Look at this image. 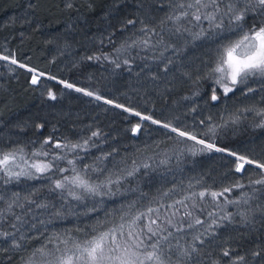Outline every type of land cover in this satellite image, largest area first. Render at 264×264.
Segmentation results:
<instances>
[{
  "label": "trees",
  "instance_id": "1",
  "mask_svg": "<svg viewBox=\"0 0 264 264\" xmlns=\"http://www.w3.org/2000/svg\"><path fill=\"white\" fill-rule=\"evenodd\" d=\"M39 1L16 0L6 4L5 11L0 8V52L46 73L33 85L30 69L0 57V86L9 82L20 87L8 94V108L0 98V158L12 153L11 171L33 173L31 178L10 179L0 170V209L5 210L0 231L13 232L21 245L13 248L11 238L0 237V264H26L39 244L52 236L85 229L91 239L108 227L115 214L131 210L133 217L160 205L165 207L159 208L158 216L146 215L142 221L143 225L157 217L163 221L176 212L174 221L184 222L180 232L168 226L173 235L163 247L171 264L178 259L183 264L177 241L181 246L190 244L196 235L204 243L196 242L200 250L187 264H232L237 257H243L237 264H264V211L259 210L264 209V186L250 184L260 178L261 170L246 164L244 171L236 172V159L227 153L193 155V146L199 149L200 145L162 127L170 123L264 163V127H257L264 123V116L258 115L264 109V79L251 78L225 95L211 71L218 49L228 44L225 39L233 32L217 36L207 21L190 28L185 20L177 25L168 16L178 14L180 0ZM261 22L264 14L250 12L243 29ZM201 28L206 35L194 39ZM61 80L95 95L65 88ZM214 88L216 101L211 100ZM96 95L103 99L97 100ZM136 112L161 124L141 120ZM137 124L141 127L134 134ZM57 143L81 147L56 148ZM54 156L62 159L53 160ZM34 159L54 168L37 173L30 167ZM130 171L133 175L128 176ZM77 173L110 193L83 194L77 200L67 191L75 190L73 185L55 188V180ZM237 183L243 187H233ZM225 188L231 191L223 192ZM200 192H205L203 199ZM211 192L223 195L213 199ZM242 197L250 198L247 205L227 203ZM176 201H184L187 209ZM168 208L180 210L168 212ZM248 209L255 211L246 223L237 213ZM185 211H191L192 217H185ZM227 213L233 214L231 222L223 221L219 228L213 225L212 234H205L209 225L204 224L213 219L220 222ZM16 216L22 217V226ZM196 218L203 223L195 225ZM183 233H187L184 238ZM169 243L174 254L167 252ZM225 249L230 251L228 257L223 256Z\"/></svg>",
  "mask_w": 264,
  "mask_h": 264
},
{
  "label": "snow or ice",
  "instance_id": "2",
  "mask_svg": "<svg viewBox=\"0 0 264 264\" xmlns=\"http://www.w3.org/2000/svg\"><path fill=\"white\" fill-rule=\"evenodd\" d=\"M178 14L168 16V19L175 22L177 25L181 23L183 20H188L190 24H194L195 26L200 25L202 22L207 21L209 25V30H213L217 36H220L222 33L228 31H241L243 29L242 22L245 20L246 16L250 12H256L259 14H264V0H180V3L177 5ZM190 18V19H189ZM227 20V24L225 23ZM133 21L129 20L128 24H132ZM188 31V29H184ZM176 31H181V28L178 26ZM206 35V30L201 28L199 32L193 34L194 39H199L202 36ZM135 41H133V45H135ZM145 46H147L148 41L145 40L142 42ZM4 59H8V57H4ZM92 59V57H89ZM12 63H16L15 60H12ZM128 61H125L127 64ZM120 65L117 64V67ZM21 67H24L21 65ZM213 75H216L215 83L223 88L224 94H228L232 92L238 85L245 84L251 78L260 77L264 79V22H261L259 25L254 24L247 31H244L241 36L235 41H230L226 45H222L220 49H218L217 62L215 67L211 70ZM40 75H43L41 73ZM50 79H55V77H50ZM39 77L33 76L31 83L33 85L38 84ZM61 84L64 85L65 88H75V85L72 83H68L66 81L61 80ZM77 92H84L82 88H75ZM248 92H253L254 90L251 88L247 89ZM88 96H93L94 93L91 91L85 92ZM48 96L51 99H55V95L52 91L48 92ZM95 98L97 100L103 99L102 96L96 95ZM219 97L216 95V89H213V94L211 96V100L216 101ZM107 104H112L113 101L105 100ZM116 107H123L122 105H116ZM125 111H131L130 109H125ZM136 116H139L141 120L151 121L153 124L160 125L161 121L154 120L152 116H141L139 112L135 113ZM258 115L264 116V109H262ZM203 123V121H201ZM39 127V126H38ZM140 124L135 125L132 128V132L135 134L140 130ZM162 127L165 129H170L172 132H175L179 137H184L188 140H192L195 144L200 145L199 149L193 146L192 153L193 155L199 153H211V152H220L227 153L229 156L235 157V171L242 172L245 170V165H255V167L260 171V178L251 180L250 184L252 185H261L264 186V163L249 159L246 156L237 155L236 152L230 151L224 147H218L217 144L209 139H198L196 135L181 130L180 128L173 127L170 123L162 124ZM257 127H264V123L257 125ZM213 129H209V132H212ZM93 136H96L97 133H93ZM45 144L48 143L46 140ZM88 141H85L84 144L87 145ZM56 148L68 147L69 150L76 149L81 147V145H61L57 143L55 145ZM43 155L47 156L48 153H43ZM62 159L60 156H54L53 160ZM15 156L12 153H7L0 158V170H2L10 179L15 178L19 179L20 176H28L31 178L33 173L28 170H21L19 172H13L10 170V162H14ZM69 163H73L69 161ZM31 168H34L37 173L44 174L49 170L54 168V164L52 163H33ZM89 166L85 165L87 169ZM61 173H63L64 169H59ZM75 168H73V172H75ZM128 176L133 175V172L130 171L127 173ZM119 181L117 180L116 183ZM113 181L109 180L108 184H112ZM71 184L75 188L81 189L82 194H76L75 192H69V195L73 197V199H82L83 194L87 195H108L110 193V189L108 192L104 191V185L102 184H92L89 180L82 177L79 173L69 178L68 176H64L62 179L55 180V188L56 189H65V187ZM235 188H242L243 185L237 183L233 185ZM255 191V189H253ZM231 188H225L223 192H229ZM19 195V194H15ZM167 195V193H165ZM196 195V194H193ZM199 197L203 199L205 197V192H200ZM210 195L213 199H215L218 195H223V193L211 192ZM249 197H242L238 200H229L228 204H240L243 203L247 205L249 203ZM16 201H13L12 204L8 205L7 210L11 211L13 204ZM175 203L182 204L185 209H187L188 205L184 201H176ZM23 207V205H19ZM37 207H45V205H37ZM160 207H165L164 205H160ZM167 207H172V205H168ZM193 207H198L195 203ZM159 209H153L149 207L147 209V213L151 214L154 212H158ZM264 211V209H259ZM3 209H0V217L4 214ZM252 209L240 211L237 213L240 215L243 222H250L249 215ZM177 215L176 212H173L171 217L166 216L163 221L159 220V217L156 219H149L147 224L141 225L138 222L142 221L146 214L138 213L133 216L131 220L128 222V232L127 239H125L124 243L120 242L119 237H124V228L125 224L121 223L120 225L109 229L106 232H101L98 236H94L92 239L84 242L83 246L77 243L74 244L72 249L66 250L64 254L56 257L54 260H46L43 264H171L170 257L166 256L163 244L168 242L169 237L173 235V232L170 230L168 226L175 228L176 232H180L184 227L183 221H174V217ZM193 213L191 211H185V217H192ZM211 217L212 214L210 213ZM233 218L232 213H227L221 217V221L217 222L215 219L212 221V225L208 226V229L205 230V234L211 235L212 232L209 231L212 229V226L215 225L217 228L220 227V224L223 221L231 222ZM16 221L21 222V226L24 221H22V217L16 216ZM123 220L124 217H121ZM159 221V222H158ZM203 222L196 218L194 220L195 225H201ZM13 229L17 232L20 230L17 228L16 223L11 225ZM35 227V226H33ZM187 227L191 229L193 227L192 223L187 224ZM167 233V235H163L162 233ZM0 237L11 238L12 247L19 248L21 247L19 241L15 238V234L13 232L0 231ZM20 239H24L23 234H21ZM199 242L201 245L204 243V240L201 238V235H196L193 237L192 243L181 246L179 241H177V255L179 258H182L183 264H187L188 261L191 260L194 254L199 252V248L196 242ZM66 243V242H65ZM173 245L169 243V250H171ZM37 252H40L41 255H45L44 249H37ZM68 251H71V255H68ZM35 255V253L33 254ZM230 255V251L225 249L223 252V256L228 257ZM237 261H243V257H237L236 260L232 261V264H237ZM176 264H181V259H178ZM216 264V262H213Z\"/></svg>",
  "mask_w": 264,
  "mask_h": 264
},
{
  "label": "rangeland",
  "instance_id": "3",
  "mask_svg": "<svg viewBox=\"0 0 264 264\" xmlns=\"http://www.w3.org/2000/svg\"><path fill=\"white\" fill-rule=\"evenodd\" d=\"M14 1H16V0H0V8H1V10L5 11L8 8V7H6V4H12V3H14ZM41 1H39V3ZM17 2H18V0H17ZM179 3H180V1H179ZM225 23L227 24V20H225ZM184 25L185 26H189V28L192 26V24H190L188 22V20L184 21ZM244 31H246V30L242 29L241 31H233V36L226 37L225 41L227 43H229L230 41H235L236 39L239 38V36H241L243 34ZM233 37H234V39H233ZM0 57H2V58L8 57V60H10L11 62H12V60H15L16 63L21 64V65L25 66L26 68L30 69L31 78H33L34 75L38 76L39 78L41 76H43V75L44 76L46 75V73H44L40 69H37V68H35L33 66H29L27 64L19 62L15 57H13L10 54H4V53L0 52ZM33 58H35V53L33 54ZM41 73H43V75H40ZM19 90H20L19 85L11 84L9 82L8 83L6 82L5 84L0 86V98H2V97L4 98L3 105L6 106V108H8L7 106L10 105V100L8 99V94L10 92L19 91ZM220 90H223V88L220 87ZM84 92H88V91L84 89ZM40 162L47 163L46 161H44L42 159H34L33 160V163H40ZM11 165H12V162H10L9 167ZM68 177L71 178L72 175H70ZM67 191H68V193L70 191L71 192H75L76 194L82 193L81 189L76 188L75 190H73V187L72 188L71 187L67 188ZM159 208L160 207H156V209H159ZM161 210L162 209H159L158 212H154V213H151V214L146 213V215H151V216L157 215L158 216ZM165 210L168 211V212H172L174 210L179 211L180 209L168 208V209H165ZM121 217H124V219L122 220ZM131 218H132L131 210L126 211L124 214H120V213L115 214V217H113L112 219L109 220L110 222L108 224V227H105L103 232H106L109 229H112V228L120 225L121 223H124L125 224V228H124L125 235H124V237H119L120 242L123 244L125 239H127V232L129 230L128 229V222L131 220ZM212 221L213 220H210V222L204 224V226L206 227L207 225H212ZM138 223L143 225V221H140ZM101 231L102 230H100V232ZM187 233H183V238H184V235H186ZM87 240H90V237L87 235V232L85 231V229L79 230L77 232V234L66 233V234L60 235V237L52 236L51 238L48 239V241L44 240L38 246V249H41V248L44 249L45 255H41L40 252L35 251L34 252L35 255H33L34 254L33 253L27 259V261L25 263L26 264H43V262L46 261V260H54L56 257L64 254V252L66 250L72 249L74 244L79 243V244H81V246H83L84 242L87 241ZM167 252H170V253L174 254V252L172 250H168ZM71 254H72L71 251H68V255H71ZM174 264H176V262H174Z\"/></svg>",
  "mask_w": 264,
  "mask_h": 264
}]
</instances>
